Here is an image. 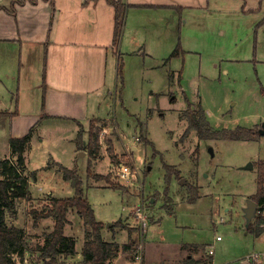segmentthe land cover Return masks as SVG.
Returning <instances> with one entry per match:
<instances>
[{
	"label": "rangeland",
	"instance_id": "374dc122",
	"mask_svg": "<svg viewBox=\"0 0 264 264\" xmlns=\"http://www.w3.org/2000/svg\"><path fill=\"white\" fill-rule=\"evenodd\" d=\"M12 1L0 0V7L8 9ZM201 1L206 2L180 0L185 2L180 5ZM162 30L164 34L156 39L158 43L147 40V55L138 52L136 59L120 60L119 80L112 82V95L101 116L107 121L93 120L86 131L79 127L76 136L68 132L67 126H51L47 129L49 139L29 151L28 164L32 169L41 168L48 158H53L65 168H75L82 180L84 197L92 205L98 222H114L111 228L120 229L123 224L119 219L130 214L131 221L123 225L129 238L122 244L126 248L118 256L117 264H164L170 260L169 264H186L190 251H176L183 245L202 248L196 264H240L241 255L264 254L262 247L253 242L252 234L245 232L242 219V208L256 191V163L264 160V138L253 142L200 140L194 130L188 131L182 115L186 96L190 103L200 104L193 109L204 110L213 130L259 129V122L264 121V0H207L206 8L181 10L175 27L177 38L171 40L167 36L166 26ZM171 41L175 45L166 56L162 53ZM177 47L178 55L170 57ZM12 49L3 51L17 57L18 47ZM9 66L7 60L0 59V112L14 113L16 74ZM172 71L174 77L170 80L168 73ZM152 92L159 95L158 100L151 96ZM30 95L31 92L24 93L22 99L31 100ZM22 110L30 112L32 107L25 103ZM10 120V116L0 118V160L8 157L13 123ZM139 121H146V140L150 145L142 144L141 139L131 143L134 133L142 132ZM91 131L98 133L99 150L94 155L89 154ZM77 143L80 151L75 152ZM130 143L139 144L138 150L134 152ZM109 147L115 156L114 163ZM249 162L254 171L242 169ZM165 164L178 173V178L171 177L166 194ZM19 170L28 182L34 181L35 172L27 169L25 162ZM87 179L102 182L106 188L88 187L91 184ZM182 180L180 186L178 182ZM39 184L42 191H53L59 197H72L75 192L60 175L44 176ZM189 187L196 189L195 203L186 201L192 196ZM31 190L34 192V186ZM201 193L203 197L198 199ZM44 195L17 202L16 217L8 214L5 218L7 225L23 231L24 255L29 264H39L34 251L53 229L52 220L44 219L34 226L28 214L30 209L40 210L47 203ZM175 202L174 212L169 214L167 211ZM137 212L145 219L143 236L139 235L142 221ZM262 214L264 218V210ZM158 220V225L153 224ZM72 222L70 234L79 255L74 259L58 257L57 264H81L84 230L76 216ZM117 222L121 224L116 225ZM104 231L105 238L114 235L103 227ZM218 236L220 241H216ZM120 238L118 241H123ZM211 247L214 254L209 261L205 254ZM12 257L16 264L24 263L25 259L21 263L19 257Z\"/></svg>",
	"mask_w": 264,
	"mask_h": 264
},
{
	"label": "crops",
	"instance_id": "0c3cea01",
	"mask_svg": "<svg viewBox=\"0 0 264 264\" xmlns=\"http://www.w3.org/2000/svg\"><path fill=\"white\" fill-rule=\"evenodd\" d=\"M120 1L125 6V17L117 46H113L115 10L107 0H25L21 5H14V15L7 13L4 9L5 7H0L3 8L0 10V59L7 60L11 65L8 69L16 74V79L13 83V89H15L16 93V111L14 113H5L13 114L11 117L12 121L10 120V122H13L11 124L12 131L10 137L20 138L28 133L31 134L24 152L25 166L27 169L35 172L34 181L28 182L27 185L30 199H36V197L43 194H45L47 202L52 198H71V195L65 197L56 196L53 191L44 192L39 184L42 182L44 176L50 174L60 175L62 181L70 183V181H65L62 178V174L56 166L46 168L48 163L60 164L59 162H56L53 158H48L46 164L41 168L32 169L29 167L28 153L31 149L38 148L39 145L49 139L47 129L51 126H57L56 128L67 126L68 132L76 136L79 127L82 126L86 131L87 125L93 120L97 122L107 121L108 118L101 116H103L102 114L105 111L104 107L107 105L109 95H112V82L119 80L118 68L120 60L131 57L136 59L138 57L135 53L137 54L138 52L142 56L147 55L145 52L147 40L150 38L155 41L158 37H161L164 34V30H162L163 26L168 28L167 36H171V40H174L175 36L177 38L175 27H178L181 10L207 7V0L205 3L201 1V4L188 3L193 5H180L185 4V2H180V0ZM174 45L171 41L168 49L164 50L163 53L161 49V53H165L168 56L173 50ZM13 46L15 49L17 47L19 49L17 57L3 51L7 49L13 50ZM123 66L125 67V63H123ZM23 74L24 78L22 80ZM168 75H170V80H172L174 77L173 71L169 72ZM27 92H31V95L28 97L31 100L28 99V101L22 99L23 94ZM15 93H12V95ZM152 94L154 95V99L158 100L159 95L152 92L151 96ZM25 103H28L32 107L30 112L22 110ZM191 105L193 108H195V105L200 106L198 103H191ZM157 108L161 110L158 106ZM17 122L21 123L15 126ZM139 122L142 132L140 134L134 133L133 136L135 138L131 143L135 141L140 142L139 139L141 138H148L145 128L146 121ZM262 122L264 121L262 120L259 123L262 124ZM131 143L128 144L130 148L134 152L137 151L139 144L133 146ZM83 144H85L84 139ZM78 146L77 143L75 152L80 151ZM7 156L5 159L16 160L10 148ZM96 166L93 168H96ZM36 171H38V175ZM255 172L256 177L257 169ZM96 173L98 172L96 171ZM89 181L91 185L88 184V187L106 188V186L101 184L102 182L87 179V182ZM178 183L181 186L184 180ZM32 186H34V192L31 190ZM74 196L75 192L72 197ZM201 197H203L202 193L198 199ZM182 201L180 200V202ZM176 205L177 202L167 212L173 214ZM75 216L80 219L81 228L84 230L81 218L75 211L70 209L67 213V223L64 227V235L70 238H72V234L70 233L73 231L72 219ZM131 218L130 214H128L125 218H120L119 220L125 225L127 221H131ZM100 222L104 224V222ZM113 223L104 224L105 230L109 232V235L110 232H113V236L105 238V231L103 232V228L101 229L103 241L115 243L119 247L117 256L108 262V264H117L116 260L124 250V245L122 244H125V240L129 238L125 234L126 230L123 225L120 229H115L111 228V224ZM153 224L158 225L159 220ZM244 230L246 232L245 226ZM252 236L253 242L264 250V233L258 237ZM119 238L123 241H118ZM155 246L159 247L160 244ZM200 250L202 248L199 245H183L176 249L177 253L179 251H190V254H186V264H196ZM78 255L77 252L74 257L67 258L74 259ZM25 256H23V260ZM211 257H207L209 261ZM246 257L248 255H241L238 258L240 264H256L244 261ZM80 259V263L82 264V256H80ZM169 263H172L171 260L164 264ZM23 264H29L27 263V259L24 260ZM39 264H43L42 261Z\"/></svg>",
	"mask_w": 264,
	"mask_h": 264
},
{
	"label": "trees",
	"instance_id": "16d2710c",
	"mask_svg": "<svg viewBox=\"0 0 264 264\" xmlns=\"http://www.w3.org/2000/svg\"><path fill=\"white\" fill-rule=\"evenodd\" d=\"M33 1V0H31ZM25 0L12 1L5 11L11 15H14V5L23 4ZM109 4L114 7L115 10V25L113 34V46H117L121 36L125 17V6L120 0H107ZM3 8H0V10ZM178 47L172 52L170 57L178 55ZM120 64L118 68V75L120 76ZM186 110L182 117L188 124V131L194 130L197 133V137L200 140H227V141H253L258 137H262L260 133L261 125L259 129L252 130L243 127H237L234 130H213L210 126L207 118L201 108L193 109V106L185 96ZM10 116L13 114L0 112V118ZM44 117V115H43ZM89 154L94 155L98 153L99 142L98 133L94 134L92 131L89 133ZM31 134L13 138L8 140L9 148L12 155L16 158L15 161L11 159L0 160V174L3 178H0V264H16L12 256L19 257L20 261L23 260L25 249V236L20 228L14 225H7L6 215L16 217L17 214V202L22 200H30V193L27 187V178L20 172L19 168L24 165V152L27 143L30 140ZM145 145H150L146 139H142ZM109 147V155L114 163L115 156ZM157 153V152H155ZM15 164H13V162ZM56 166L58 171L62 174V178L65 181H70L72 188L75 191V196L71 198H52L46 204L42 206L40 210L32 208L28 211L33 225L37 226L39 221L44 219H51L53 221V229L48 234L44 243L38 246L34 254L38 255V259L43 264H57L58 257H74L77 252L75 249V240L64 235V227L67 223V213L69 210H73L81 218L84 227V243L81 249L82 264H95V263H108L114 257L117 256L119 247L115 243H109L103 241L101 237V229L104 225L101 222L96 221L94 211L89 204L88 200L83 196L82 180L78 175L76 169H67L60 164L54 163L53 165L48 163L46 168ZM166 170L165 176V194L167 193L168 185L171 177L178 178V173L173 172V168L170 165H164ZM257 175L255 178L256 192L250 196L249 199L253 200L257 204V214L254 220L246 228V232L260 236L264 233V160H259L256 163ZM90 175L87 170V176ZM96 179L100 176H92ZM190 188V194L192 195L187 202L195 203L197 200L196 189ZM116 225H120L118 222ZM126 248L125 246L123 247Z\"/></svg>",
	"mask_w": 264,
	"mask_h": 264
},
{
	"label": "water",
	"instance_id": "95a60500",
	"mask_svg": "<svg viewBox=\"0 0 264 264\" xmlns=\"http://www.w3.org/2000/svg\"><path fill=\"white\" fill-rule=\"evenodd\" d=\"M260 133H261L262 136H264V122H262V124H261ZM209 152H210L211 155H213L211 148L209 149ZM243 168L247 169V170H251L253 168V164L251 162H249ZM257 209H258L257 204L253 200H251V199H247L246 200V204L242 208V217H243V220H244L245 228H247L248 225L256 217ZM95 264H105V263H95Z\"/></svg>",
	"mask_w": 264,
	"mask_h": 264
},
{
	"label": "built area",
	"instance_id": "2783aa9c",
	"mask_svg": "<svg viewBox=\"0 0 264 264\" xmlns=\"http://www.w3.org/2000/svg\"><path fill=\"white\" fill-rule=\"evenodd\" d=\"M123 168H125V166L122 165ZM140 212V211H139ZM139 212H137V215L140 217L141 221H142V225L139 228V235L143 236V233L145 232V226L143 224L144 222V218L141 216V214L143 215V210L142 213L139 215ZM216 240L219 241L221 240V238L218 236L216 237ZM213 247H211L207 252H206V257H211L213 256ZM246 262H253V263H258V262H263L264 263V254H251L250 256L246 257L245 260ZM209 264H213V262H209Z\"/></svg>",
	"mask_w": 264,
	"mask_h": 264
}]
</instances>
